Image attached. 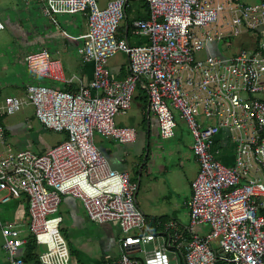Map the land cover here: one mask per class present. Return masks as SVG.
<instances>
[{
    "label": "built area",
    "instance_id": "2783aa9c",
    "mask_svg": "<svg viewBox=\"0 0 264 264\" xmlns=\"http://www.w3.org/2000/svg\"><path fill=\"white\" fill-rule=\"evenodd\" d=\"M21 1L41 4L53 22L85 15V33L62 34L94 69L76 90L32 83L24 96H8L0 106V209L23 197L28 208L27 228L0 224L9 264H25L20 250L30 237L45 247L41 264L72 263L60 228L63 196L80 201L89 221L120 228L119 256L102 264H264V0H145L148 18L133 23L134 33L147 39L141 45L118 38L128 0L105 7L97 0ZM245 34L256 36V47L232 51L234 39ZM120 51L128 63L123 78L108 65ZM200 53L204 57L197 59ZM23 62L40 79L73 80L48 49L27 53ZM138 88L161 137L175 136L179 114L194 139L199 170L187 201V227L148 219L137 203L139 184L113 169L95 143L96 136L136 141L137 129L115 117L129 111ZM28 105L44 128L66 138L43 153L13 151L5 144L2 118ZM230 141L236 153L224 161L216 148ZM204 226L209 231L200 235Z\"/></svg>",
    "mask_w": 264,
    "mask_h": 264
},
{
    "label": "crops",
    "instance_id": "0c3cea01",
    "mask_svg": "<svg viewBox=\"0 0 264 264\" xmlns=\"http://www.w3.org/2000/svg\"><path fill=\"white\" fill-rule=\"evenodd\" d=\"M20 1L0 0L1 4L6 3V8L2 7L0 9V19L5 23V29L0 31V58L5 59L6 54L3 49L11 43H15L14 49L17 50V52L11 54L10 58L6 57L10 64L4 63L2 68H0V106L8 96H24V91L28 84L40 83L58 87L54 81L40 79L32 75L28 70V76L22 77V73L19 71L20 78H16V82L12 81L16 73H14L13 66H11L13 60L10 59H14L16 64H22L27 69L23 63V57L32 51L48 49L54 57L61 61L64 68V77L73 80L68 84L67 82H58V85H62L60 89L76 90L81 83L86 84L93 77V62H84L77 54L76 44L68 41L62 34V32H66L76 38L85 33L87 30L86 16L76 14L69 18L67 15H60L53 22L42 13L41 4L27 5L21 1L23 6L18 8L17 5H19L18 2ZM97 1L100 7H105L110 0ZM147 18L148 7L145 0H128L126 18L122 23L118 38L132 45L146 43V38L134 33L133 23ZM8 34L10 38L7 36ZM127 65V56H125L124 65L113 68L112 73L123 78L127 74ZM10 69L12 76L10 75ZM6 77L8 78L7 81L3 82ZM135 99L143 102L139 122L146 127V137L142 147L146 151L145 157L147 158L150 153L149 137L152 134V129L157 128L159 131V125L155 120V125L152 127L149 120V114L151 113L148 111L147 95L144 90L138 88ZM132 118H134V114L130 116V121H120L119 125L135 127L132 125ZM2 121L6 136L4 137L5 144L13 151L28 149L36 153H43L66 137V134L63 133V139L55 144H48L43 131L46 128L37 120L34 108L29 105L16 114L3 117ZM37 125L43 129L34 130L32 128ZM224 136L226 135L222 134V138L226 139ZM97 138L101 142L99 150L106 156L111 167L115 170L129 173L128 169L132 163L129 151L124 150L117 142L111 139L100 136ZM174 138L177 144V152L174 154L173 152L169 153L165 158H156L150 164L149 161L146 162L140 167L136 178H134V175L130 176L132 181L139 184V190L142 183L145 182V196L137 203L148 219L151 221L156 219L162 221L174 219L182 227H187L190 221L187 201L192 195L191 183L197 175L199 164L192 151L194 139L189 131L181 128ZM103 145L106 146L104 147ZM5 147L3 145L1 150L4 151ZM216 149H218L219 156L224 161H232L236 153V147L231 141L226 145H218ZM61 205L62 210L65 212V214H61L63 221L64 217L68 221V224L64 225L63 230L66 233L64 237L72 254L71 264H102L106 257L114 259L119 256V241L122 238V233L116 224H111L115 229L114 238H110L111 235L102 226L104 224L88 220L80 201L70 196H63ZM27 210L26 198L12 200L0 212V224L12 223L20 228H27ZM200 229L201 231L204 230L203 227H200ZM31 238L28 239L29 242ZM3 243L4 238L0 226V264H9ZM28 243L20 250V255L25 259V264H41L39 254L43 248L36 246L33 253L27 256Z\"/></svg>",
    "mask_w": 264,
    "mask_h": 264
},
{
    "label": "rangeland",
    "instance_id": "374dc122",
    "mask_svg": "<svg viewBox=\"0 0 264 264\" xmlns=\"http://www.w3.org/2000/svg\"><path fill=\"white\" fill-rule=\"evenodd\" d=\"M20 2H18V4H19V5H17L18 8H21L23 6V3L22 2L20 3ZM5 6H6L5 2L2 4L0 3V9H2V7L6 8ZM22 9L25 11L24 8H22ZM24 14H25V12H24ZM67 16L70 18L72 15L68 14ZM7 36L10 38L9 34ZM255 39H256L255 35L245 34V35L239 36V37L234 39V43L231 46V50L233 51V49H235L238 51V49H240L241 46L242 47L244 46L245 48H247V47L255 48L256 47ZM14 45H15V43H11L9 46H6V48L3 49V52L6 54V57L10 58V56L13 52H17V50L14 49ZM224 45H225L224 42H220L219 47H220V50L222 52L225 51ZM125 56L126 55L122 51H120L117 54H115V56H113L108 61L109 68L112 72H113V68H117L119 65H124ZM6 57H5V59L0 58V68H2V65L4 63L10 64L7 61ZM12 57H13V55H12ZM203 57H204V53L197 54V56H196L197 59H201ZM10 60H13L11 63V66H13L14 73H16V75L12 79L13 82H16V78H20V72L22 73L21 74L22 77L28 76V74H27L28 72L22 64H16V61L14 59H10ZM10 75L12 76L11 69H10ZM7 79H8L7 77L4 78L3 82H6ZM58 84H59L58 82H55V85L58 86L59 88H61L62 85L61 84L58 85ZM142 105H143V102L141 100L134 98L132 105H131V109L126 114L117 115L115 117L116 123H119L120 121L128 122V120L130 121V116L134 114V118H132L131 122H132V125L135 126L137 129L136 141L132 144L118 143V145H120L124 150L129 151V153L131 155L132 163H131L130 168L128 169V172L130 173L129 175H134V178L137 177L140 167L143 166L146 162L149 161V164H150V162H153L156 158H165V157H167V155H169V153L173 152V154H174L175 152H177V144H176L175 138H174L175 136L172 138H166L165 139V138L161 137L159 131L156 128V129H152V132H151L152 134L149 137V139H150L149 140L150 141V147H149L150 153H149L147 158L145 157L146 151L142 147V145L144 142V138L146 137L145 136L146 135L145 134L146 127H144L142 125V123L139 122L140 121V113L142 112ZM149 115H150L149 120H150L152 127H153L155 125V120L157 121V119L153 114H149ZM9 116H11V115H9ZM4 117H6V116H4ZM176 118H177L176 122L178 125L175 128V135H177L178 130H180L181 128H183V129L185 128V130L187 129L185 126L184 120L179 116V114H177ZM133 121H136V122H133ZM32 128L34 130H38L42 127L37 125L36 127H32ZM43 131L45 132L44 137H45L46 141L48 142V144H55L56 142H58L59 140L64 138V137L62 138V136H63L62 132H56V131H52V130H48V129H43ZM97 137L98 136H96V138H95V143L99 148L101 142L98 140ZM103 146L105 147L106 145H103ZM150 166H152V165H150ZM144 189H145V182L142 183L141 189L137 193V201H141L142 197L145 196V190ZM9 203L3 205L2 208L0 209V212L3 211L4 207L8 206ZM60 208H61L60 214H65V212L62 210V205L60 206ZM67 224H68V221L64 217V221L60 225L61 232L64 236H66V233L63 230V228H64V225H67ZM102 226L109 233V235H111L110 238H114L113 233H114L115 228L111 224H104ZM203 228L205 231L202 230L203 231L202 232L201 229H199V227H198L197 232L200 235H204L209 231L208 226H204ZM147 247L151 248L152 246H151V244H149ZM42 248H43V250L45 249L44 246H42Z\"/></svg>",
    "mask_w": 264,
    "mask_h": 264
},
{
    "label": "trees",
    "instance_id": "16d2710c",
    "mask_svg": "<svg viewBox=\"0 0 264 264\" xmlns=\"http://www.w3.org/2000/svg\"><path fill=\"white\" fill-rule=\"evenodd\" d=\"M65 138H66V137H65ZM65 138H64V139H65ZM64 139H63V140H64ZM28 242H29V241H28ZM36 246H37V245H36L34 239L31 238V239H30V242H29L28 245H27V256L33 253V251H34V249H35Z\"/></svg>",
    "mask_w": 264,
    "mask_h": 264
},
{
    "label": "bare ground",
    "instance_id": "6f19581e",
    "mask_svg": "<svg viewBox=\"0 0 264 264\" xmlns=\"http://www.w3.org/2000/svg\"><path fill=\"white\" fill-rule=\"evenodd\" d=\"M136 45V44H135ZM115 56V55H114ZM22 59V58H21ZM27 70V69H26ZM68 84V83H67ZM48 85V84H47ZM25 89V88H24ZM147 108V107H146ZM6 137V136H5ZM4 224V223H3Z\"/></svg>",
    "mask_w": 264,
    "mask_h": 264
}]
</instances>
